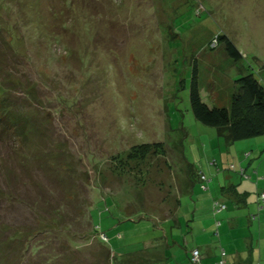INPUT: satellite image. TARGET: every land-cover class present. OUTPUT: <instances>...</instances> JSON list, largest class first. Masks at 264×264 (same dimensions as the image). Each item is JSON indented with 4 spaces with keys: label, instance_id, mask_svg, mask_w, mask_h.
Returning <instances> with one entry per match:
<instances>
[{
    "label": "rangeland",
    "instance_id": "1",
    "mask_svg": "<svg viewBox=\"0 0 264 264\" xmlns=\"http://www.w3.org/2000/svg\"><path fill=\"white\" fill-rule=\"evenodd\" d=\"M219 34L264 83V0H0V110L15 123L0 121V264H161L152 244L189 264L181 252L199 243L193 213L211 189L186 162L227 150L189 88L229 107L241 75ZM154 142L165 154L129 157Z\"/></svg>",
    "mask_w": 264,
    "mask_h": 264
},
{
    "label": "crops",
    "instance_id": "2",
    "mask_svg": "<svg viewBox=\"0 0 264 264\" xmlns=\"http://www.w3.org/2000/svg\"><path fill=\"white\" fill-rule=\"evenodd\" d=\"M225 148L227 149L226 153H224V149L222 150L220 148L217 156L218 158L216 160L219 166L225 168L229 163L233 162L237 165L245 166L249 170L256 168L258 173L255 178L256 180H249L251 182L248 181V184H244L240 188L238 184L236 191L240 195L245 196L244 201L236 200V203L227 201L229 206L222 210H216L214 208L215 204L213 203V199L219 193V189L216 190V185L214 184L215 191H213L209 181L208 185L209 189H211V201L208 200L209 210L206 209L205 212L203 211L201 216H196L197 211H195V214L193 213V220L197 222L196 230L198 231V236H200L199 243L194 244L190 248L188 244H185L184 251L181 252L182 258L186 255L189 264H216L221 259L220 250L224 248L227 252V255L223 259L224 264H264V203L261 208L258 203L260 193L264 192V136L234 142L231 146H226ZM232 148L237 152V156L232 154ZM206 152L207 148L204 149V153ZM209 152L211 155H215L212 149ZM238 157L240 161L237 162ZM200 166L208 177V180L215 176L216 169L209 165L208 162L206 164L201 163ZM221 172L224 174L223 180L225 181L223 184L222 181L220 182V187L234 181L229 172L222 171V169ZM253 190H255V194ZM178 204L179 200H176L171 208H169L171 209L169 210V214L171 213L170 215L175 220L176 225L182 223V211L176 207ZM197 206L198 204L195 203V210H197ZM176 208L178 211H175ZM226 210L229 213H226ZM217 215H220L224 220L222 222L217 220ZM252 215L257 216L253 219L251 218ZM186 217L187 215H184V218ZM200 219L202 224H200ZM222 225H226L225 233L229 239L228 246L219 245L214 240L215 237L220 238L221 232L218 228ZM215 231H218V235H215ZM208 232H211L212 246L207 243V237L205 235ZM157 247L155 244H152L147 251L150 252L149 256L157 257L161 261V264H173V261H176V258H178L175 255L179 252L177 245L166 244L161 249H157ZM193 249H198L200 253V260L197 263L191 262V251ZM212 255L213 261L209 260Z\"/></svg>",
    "mask_w": 264,
    "mask_h": 264
},
{
    "label": "trees",
    "instance_id": "3",
    "mask_svg": "<svg viewBox=\"0 0 264 264\" xmlns=\"http://www.w3.org/2000/svg\"><path fill=\"white\" fill-rule=\"evenodd\" d=\"M215 37H217L218 41H216L218 43H224L226 55L234 62L238 73L240 72L241 75L235 80L237 88L230 94L229 107L209 105L203 99L202 88L196 82L192 81L189 88V102L192 113L199 122L216 127L218 136L226 146H231L234 142L264 136V83L252 71L247 70L249 66L248 61H246V55H243L242 51L236 47L235 43L227 35L219 34ZM213 41L214 39L212 37L209 42L211 49L216 47H212ZM0 121L4 122L9 129L15 124L7 115L2 114L1 110ZM150 152L157 155L165 154L162 142L143 143L134 146L129 153V157H132V160L144 158ZM208 164L216 169L215 176L220 173L221 169L222 171H227V173L229 172V174L232 171L235 172L240 180H256L255 178L258 174L256 168L248 171L245 166L237 165L233 162L229 163L225 168H222L217 163L216 158L210 159ZM186 169L189 181L191 182L195 179L198 181L201 189L203 188L201 187L202 182L200 176L204 175L206 182H203L205 185V189L203 190H209L208 183L210 179L208 180L201 166L196 167L193 163L186 162ZM237 185L238 183L232 181L228 185L219 187V193L214 197L213 203H223L228 207L227 201L231 203H236V200L244 201L245 196L240 195L236 191ZM96 226L97 228L95 230L97 231L99 225L96 224ZM103 235L107 239V236L105 234Z\"/></svg>",
    "mask_w": 264,
    "mask_h": 264
},
{
    "label": "built area",
    "instance_id": "4",
    "mask_svg": "<svg viewBox=\"0 0 264 264\" xmlns=\"http://www.w3.org/2000/svg\"><path fill=\"white\" fill-rule=\"evenodd\" d=\"M200 180H201V182H202V183H201V187H202L203 189H205V185H204L203 182H206V177H205L204 175H201V176H200ZM258 203L260 204L259 206H260V208H261V207H262V204L264 203V192L260 193ZM214 204H215L214 208H215L216 210H222V209L226 208V205L223 204V203L219 204V203L215 202ZM255 217H256V216L252 215V218H253V219H254ZM215 235H218V231H215ZM104 238H105V236H104ZM220 251H221V259L218 260V261L216 262V264H224V260H223V259H224V257L227 255V252L225 251L224 248L221 249ZM199 260H200V253H199V250H198V249H193V250L191 251V261H192L193 263H197Z\"/></svg>",
    "mask_w": 264,
    "mask_h": 264
}]
</instances>
